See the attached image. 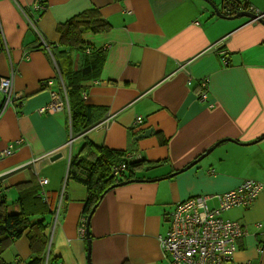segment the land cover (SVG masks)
<instances>
[{
    "label": "crops",
    "instance_id": "1",
    "mask_svg": "<svg viewBox=\"0 0 264 264\" xmlns=\"http://www.w3.org/2000/svg\"><path fill=\"white\" fill-rule=\"evenodd\" d=\"M209 1L224 15V1L264 12V0ZM90 8L110 28L85 32L89 47L70 57L77 70L91 58V48L103 51L100 72L81 93L98 118L71 134L64 83L51 52L60 47L54 30ZM0 76H12L14 97L0 108V151L14 144L0 158V195L7 213L24 210L52 226L44 264L49 255L51 264H171L159 237L167 236L174 205L223 193L247 179L263 184L255 201L220 217L245 227L234 260L264 264V25L218 17L204 0H0ZM204 78L207 98L199 102ZM52 90L63 97L57 100L61 106L40 113L52 102ZM2 97L0 91V103ZM145 130H152L148 137L135 138ZM86 141L122 152L130 162L157 166L133 175L125 171L122 180L142 181L104 192L88 221L89 247L82 210L87 188L67 179L70 158ZM217 142L187 170L164 178ZM43 203L48 212L41 217ZM25 233L3 251L4 263L29 262Z\"/></svg>",
    "mask_w": 264,
    "mask_h": 264
},
{
    "label": "trees",
    "instance_id": "2",
    "mask_svg": "<svg viewBox=\"0 0 264 264\" xmlns=\"http://www.w3.org/2000/svg\"><path fill=\"white\" fill-rule=\"evenodd\" d=\"M224 2L228 3L230 1ZM236 7L238 6L236 5ZM101 16L97 8H90L58 23L54 30L59 36L58 44L60 47L51 52L59 68L58 71L60 70L62 83H64L63 88L65 91L63 95L69 108L68 121L71 127V134L84 132L96 123L98 118L93 116L94 109L84 103L81 93L86 92L87 89V85L84 83L89 80L92 81L97 73L100 72V67H102L104 61L103 51L89 48L91 52L89 57L92 59L86 58L82 67L77 70L72 69L73 62L70 55L74 50L79 51L89 47L82 40V35L85 32L96 34L110 28V25ZM43 86L49 89L45 84ZM121 153L110 150L108 147L96 146L86 141L82 144L78 156L70 158L67 179L82 183L87 188V198L82 209L85 219L91 211L90 209L95 204H98L101 198L99 196L108 187L117 182L124 181L122 179L125 178V171L133 175L134 170L143 167L147 168L144 160L130 162L128 155H122L123 158H121L122 156L120 157L119 155ZM121 165H124V168H122L123 172L114 175L112 169ZM2 200L3 197L0 195V264H6L1 259L3 251L9 248L11 242L22 237L25 231V238L28 240L29 251L31 252V258L27 264H44L45 249L48 241L45 232L47 224L44 223L43 219L35 222L32 219L35 215L24 210L15 214L7 213L5 203ZM41 206L45 208L40 215L43 217L42 215L48 212V210L44 203ZM50 261L49 255L48 262L46 263L51 264Z\"/></svg>",
    "mask_w": 264,
    "mask_h": 264
},
{
    "label": "built area",
    "instance_id": "3",
    "mask_svg": "<svg viewBox=\"0 0 264 264\" xmlns=\"http://www.w3.org/2000/svg\"><path fill=\"white\" fill-rule=\"evenodd\" d=\"M36 7L44 9L43 6L37 5ZM234 9V12L241 10L236 5H234ZM244 10L264 19V12H259L252 6H248ZM220 61L223 66L228 65L225 56H221ZM50 82H47L48 86L51 84ZM207 82V78L200 80L201 88L197 91L199 102L205 101L207 98ZM12 84V76H0L3 108L12 105L14 100ZM63 91H65L64 88ZM84 93L82 95H85ZM57 94V91H51L52 102L39 108L40 113H44L46 109H59L61 104L57 100L60 96L58 97ZM141 120L142 118L136 117V123H140ZM13 148L14 144H11L1 150L0 158L10 155ZM122 168L124 165L114 167L112 173L117 175L121 170L123 171ZM46 183L47 179L40 180L41 185ZM262 187L261 182L247 179L238 187L223 193L194 195L177 202L171 212L172 220L167 236L163 239L159 237L160 248L164 256L166 257V252L170 254L171 264H240L234 260V254L237 251L236 241L245 235V227L239 221L223 219L220 216L222 212L232 208L250 206L261 192ZM39 197L45 201V192L40 191ZM213 202L215 206L210 205Z\"/></svg>",
    "mask_w": 264,
    "mask_h": 264
},
{
    "label": "water",
    "instance_id": "4",
    "mask_svg": "<svg viewBox=\"0 0 264 264\" xmlns=\"http://www.w3.org/2000/svg\"><path fill=\"white\" fill-rule=\"evenodd\" d=\"M205 2L208 3V5L212 8V12H214V14L218 17H221V18H227V19H231V18H240V17H246L249 19V21H252V20H255L257 21V23H260L262 25H264V19L263 18H258L256 14L252 13V12H249V11H246V10H237L234 14H231V13H228L226 15H224L222 12H220V10L216 7V5L212 4L209 0H204ZM234 3L233 2H228V3H225L224 4V10L225 11H230L231 8H234ZM2 107V103H0V108ZM152 131V130H151ZM150 130H145V132H143L142 134H139L138 136H136L135 138L136 139H141V138H146L150 135L151 133ZM228 140V139H227ZM219 142H217L216 144H214L212 147H210L209 149H207L204 153H201L200 156H198L195 160H193L192 162H190L187 166H185L184 168L180 169L178 172H175V173H172V174H169V175H166L164 178L165 179H168L170 177H172L173 175H175L176 173H179V172H183L185 171V169L187 170L190 166L194 165L195 163H197L198 161H200L204 156L207 155V153H209L210 151H212L218 144ZM157 166H148L147 168H145L146 170L150 169V168H155ZM163 178H157V180H162ZM132 181H142L141 179H128V180H124L122 182H117L113 185H111L110 187H108L105 191L111 189V188H114V187H117L119 185H125L127 184L128 182H132ZM144 181V180H143ZM147 181H151V180H147ZM104 194V193H103ZM102 194V195H103ZM102 195H100L99 197H101ZM97 204H95L93 206L92 209H90L91 211L89 212V214L87 215L86 217V221L84 222L85 223V235L86 236V240H87V244H88V247L90 245V236L88 235L89 234V223L88 221H90V217L92 215V213L94 212V209L96 208ZM87 247V248H88ZM90 259V253H89V248L87 249V261ZM89 262V261H88Z\"/></svg>",
    "mask_w": 264,
    "mask_h": 264
},
{
    "label": "rangeland",
    "instance_id": "5",
    "mask_svg": "<svg viewBox=\"0 0 264 264\" xmlns=\"http://www.w3.org/2000/svg\"><path fill=\"white\" fill-rule=\"evenodd\" d=\"M218 3H219V0H218ZM45 232H46V236H48V233L51 234V233H52V226H51V225H49V226L46 225V231H45ZM49 240H50V239H49V236H48V241H47L46 249H49V248H48ZM50 247H51V246H50ZM46 249H45V250H46ZM46 253H47V250H46Z\"/></svg>",
    "mask_w": 264,
    "mask_h": 264
},
{
    "label": "flooded vegetation",
    "instance_id": "6",
    "mask_svg": "<svg viewBox=\"0 0 264 264\" xmlns=\"http://www.w3.org/2000/svg\"><path fill=\"white\" fill-rule=\"evenodd\" d=\"M233 10H235V9L234 8H231L230 11L227 12V11L224 10V12L234 14L235 12Z\"/></svg>",
    "mask_w": 264,
    "mask_h": 264
}]
</instances>
